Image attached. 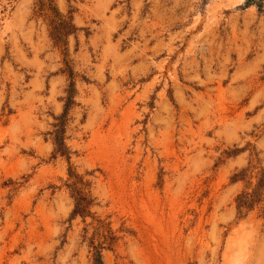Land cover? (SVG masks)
<instances>
[{"label":"rangeland","instance_id":"1","mask_svg":"<svg viewBox=\"0 0 264 264\" xmlns=\"http://www.w3.org/2000/svg\"><path fill=\"white\" fill-rule=\"evenodd\" d=\"M0 264H264V0H0Z\"/></svg>","mask_w":264,"mask_h":264},{"label":"trees","instance_id":"2","mask_svg":"<svg viewBox=\"0 0 264 264\" xmlns=\"http://www.w3.org/2000/svg\"><path fill=\"white\" fill-rule=\"evenodd\" d=\"M38 1H39V3L41 5H44L45 4V0H38ZM240 197H242V196H240ZM240 197L238 198L237 208H241L242 206H245V207L251 206V203H247L248 201H247L246 198L244 200H240ZM75 200H76V202H75V208H74V210H73L72 213L73 214L82 213V211H80L81 210V206H82L81 205L82 204L81 202L83 200L82 196H80V195H78L76 193Z\"/></svg>","mask_w":264,"mask_h":264}]
</instances>
